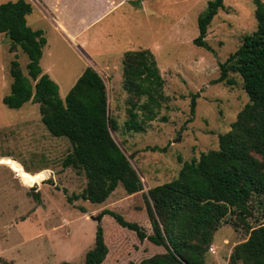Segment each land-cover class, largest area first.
<instances>
[{"label": "rangeland", "instance_id": "rangeland-1", "mask_svg": "<svg viewBox=\"0 0 264 264\" xmlns=\"http://www.w3.org/2000/svg\"><path fill=\"white\" fill-rule=\"evenodd\" d=\"M8 1L15 0L0 3ZM27 1L33 5L28 21L36 17L38 23L33 22L32 27L42 28L48 40L41 58L43 71L59 84L61 97L66 96L84 67H94L104 78L110 114L119 123L112 134L131 156L145 188L129 195L119 185L101 204L83 199L69 201V196L83 191L87 178L63 166L72 146L66 138L49 133L41 121L39 104L28 102L13 109L3 103L12 82L11 61L17 59L27 73L29 60L21 47L12 50L10 39L1 33L0 157L13 161L27 174L47 173L52 178L27 185L8 163L0 161V264L81 263L95 242L100 224L109 247L105 264H138L165 252L163 246L147 239L140 241L135 231L101 213L104 209L114 210L151 233L144 194L176 178L185 161L219 147V135L230 129L249 97L239 74H232L237 79L235 85L213 80L220 75V63L257 28L256 0H223L225 7L215 15L206 37L213 51L193 41L199 35V16L210 0H114L115 7L113 0H85L86 10L100 9L103 15L72 39L53 28L44 8L46 2ZM78 1L66 0L68 13L76 14L73 5ZM58 24L68 31L64 24ZM140 47L154 52L165 82L163 92L169 98L145 129L135 132L124 127L129 118V96L123 88L122 61L126 51ZM194 93L199 96L192 114ZM36 192L39 200L34 196ZM252 207L247 221L251 225L264 222V197H255ZM228 217L230 222L215 232L208 264H229L233 247L248 237L243 226L233 224L235 215Z\"/></svg>", "mask_w": 264, "mask_h": 264}, {"label": "trees", "instance_id": "trees-1", "mask_svg": "<svg viewBox=\"0 0 264 264\" xmlns=\"http://www.w3.org/2000/svg\"><path fill=\"white\" fill-rule=\"evenodd\" d=\"M255 3L257 28L245 35L241 45L220 63V75L213 80L235 85L237 79L232 74H239L249 97L230 129L219 135V147L185 161L176 178L155 185L144 194L151 233L114 210L104 209L101 213L135 231L140 241L147 239L164 247L165 252L146 257L138 264H208L215 232L230 222V215H235L233 224L243 226L248 237L233 247L229 264H264V222L251 225L247 221L252 215L253 199L264 197V1ZM224 7L223 0L208 2L198 19L199 35L193 40L196 45L213 51L206 37L215 15ZM32 11L27 0L0 3V34L10 39L12 50L21 47L29 60L27 73L17 59L11 61L12 82L3 103L13 109L28 102L39 104L41 121L49 133L70 142L72 149L63 159V166L72 167L87 178L83 191L69 196L70 202L83 199L104 203L119 185L129 195L143 191L144 182L131 163V156L112 134L119 129V123L110 114L104 78L94 67L87 66L66 96L61 97L59 84L40 64L47 37L43 29L28 24ZM122 67L123 88L129 96V118L124 127L140 132L169 98L163 92L165 82L151 49L126 51ZM198 96L199 93L192 94V114ZM154 149L165 152L167 147ZM0 161L8 163L27 185L52 178L47 173L27 174L7 158L0 157ZM34 196L40 199L39 193ZM108 253L100 224L85 260L61 264H105Z\"/></svg>", "mask_w": 264, "mask_h": 264}, {"label": "crops", "instance_id": "crops-1", "mask_svg": "<svg viewBox=\"0 0 264 264\" xmlns=\"http://www.w3.org/2000/svg\"><path fill=\"white\" fill-rule=\"evenodd\" d=\"M43 1H44V3L46 2L48 5V7H46V3H45V6L43 4L45 11L48 12V16L52 21L51 24H52L53 28L55 30H59L63 35L65 34L67 36V38H71V39L76 34L81 32L86 26L92 25L94 22H96L103 15V14H101L102 10H100V9H99V11H95V8L94 9L88 8L86 10V7H84L85 5H83V2L85 0H79L78 2H76L73 5V8H75V10H76V14L74 13V15H72L73 14L72 12L68 13V11L66 10V0H43ZM113 6L114 7L117 6L114 4V0H113ZM90 17H92V19H90ZM27 19H28V17H27ZM31 21L32 22L28 21V24L31 27H32L31 24L33 22H34L33 25L38 23L36 17L34 20L31 19ZM60 22L66 26V28L68 30L67 32H65L59 28L58 23H60ZM34 29H42V28H34ZM47 44H48V40H47ZM42 56H43V54H42ZM40 64H41V62H40ZM84 69H85V67L83 68V71H84ZM82 72H81V74H82Z\"/></svg>", "mask_w": 264, "mask_h": 264}, {"label": "built area", "instance_id": "built-area-1", "mask_svg": "<svg viewBox=\"0 0 264 264\" xmlns=\"http://www.w3.org/2000/svg\"><path fill=\"white\" fill-rule=\"evenodd\" d=\"M209 249L212 251V250H214V247H213V246H210V248H209Z\"/></svg>", "mask_w": 264, "mask_h": 264}, {"label": "water", "instance_id": "water-1", "mask_svg": "<svg viewBox=\"0 0 264 264\" xmlns=\"http://www.w3.org/2000/svg\"><path fill=\"white\" fill-rule=\"evenodd\" d=\"M98 220L100 221V218H98Z\"/></svg>", "mask_w": 264, "mask_h": 264}]
</instances>
